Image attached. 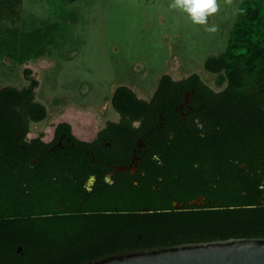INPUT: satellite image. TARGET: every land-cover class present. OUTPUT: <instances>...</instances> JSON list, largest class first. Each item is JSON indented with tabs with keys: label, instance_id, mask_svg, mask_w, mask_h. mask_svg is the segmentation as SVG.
I'll use <instances>...</instances> for the list:
<instances>
[{
	"label": "trees",
	"instance_id": "obj_1",
	"mask_svg": "<svg viewBox=\"0 0 264 264\" xmlns=\"http://www.w3.org/2000/svg\"><path fill=\"white\" fill-rule=\"evenodd\" d=\"M10 3L0 0V16ZM239 8L244 15H237L224 53L203 65L208 74L222 76L220 92L197 74L180 82L163 75L148 101L117 87L111 106L124 120L107 124L94 144L77 141L70 125L58 126V133L85 150L102 140L123 142L127 133L151 141L138 175L116 174L111 186L83 152H46L50 145L39 139L25 141L29 125L47 118L44 105L34 100L38 83L29 69L27 88L0 89V264H86L139 250L264 238V0H243ZM55 33L56 27L6 29L0 57L19 65L40 58ZM183 90L193 93L196 116L208 121L203 139L189 133L170 140L167 127L158 128ZM131 120H141V128L133 130ZM127 153L128 148L121 159L112 155L109 161L117 166ZM214 167L216 189L202 183ZM89 174L97 177L90 191L83 187ZM201 195L204 207H188Z\"/></svg>",
	"mask_w": 264,
	"mask_h": 264
},
{
	"label": "rangeland",
	"instance_id": "obj_2",
	"mask_svg": "<svg viewBox=\"0 0 264 264\" xmlns=\"http://www.w3.org/2000/svg\"><path fill=\"white\" fill-rule=\"evenodd\" d=\"M6 1L11 7L0 16V33L57 28L42 57L23 65L0 57V89L27 88L25 69L38 83L34 100L47 118L29 125L27 139L49 141L55 125L66 122L75 138L90 141L118 120L111 106L117 87L148 101L163 75L179 80L197 74L212 90H222V76L208 74L203 65L224 53L237 19L234 8L243 0H217L220 9L209 17L219 27L215 34L169 9L170 0Z\"/></svg>",
	"mask_w": 264,
	"mask_h": 264
},
{
	"label": "flooded vegetation",
	"instance_id": "obj_3",
	"mask_svg": "<svg viewBox=\"0 0 264 264\" xmlns=\"http://www.w3.org/2000/svg\"><path fill=\"white\" fill-rule=\"evenodd\" d=\"M188 77L189 76L179 79V80H174L172 78L171 79L174 82H180ZM212 91L218 93L221 90L219 91L212 90ZM193 99L194 97H193L192 92L190 93L187 90H183L181 94V98L171 99L170 109L168 110V114H169L168 118L161 117L159 119V123H160L158 125L159 130H163L164 128L167 127L170 140H173L174 137L177 135L182 136V135H187L189 133H192L195 136L203 139L209 133L210 129L206 127L208 125V121L206 122L203 119H200L196 116L198 111H197V108L195 107L196 102H194ZM116 114L118 115V120L116 122H109V123L118 124L124 120V118H122L118 113ZM125 120L127 119L125 118ZM64 123L66 122H59L55 125L49 141L43 140L42 136H38L32 139H27V136H26L25 141L29 143L31 140L39 139L43 144L50 145L49 148H46V152L62 153V152H65L66 149H70L71 151L75 153L83 152L84 155L91 162V165L93 166V168L95 167L98 168L99 173L102 176V179L106 175H110L112 178L114 175L119 174V173L128 174L132 178L138 175L139 170H140L139 168L142 162L141 159L142 157L146 155L147 147L149 144H151V141H149L148 143L146 142L144 143L142 140L143 138L135 137L134 135H132V133H127L125 138H123V142L121 141V142H116L112 144L110 142H105V140H102V142H98L97 144L92 146L89 150H85L81 146H76L74 142H71V139L67 136L66 133H63V132L58 133V130H57L58 126ZM129 125L133 130H139L142 126V121L141 120H131ZM106 126L103 129H105ZM102 130H100L95 135V138L90 141L80 140L78 138H75V136H73L72 134V131H71V134L79 142L94 144L95 142L98 141L97 140L98 134ZM215 130L218 131L219 127H216ZM201 133H203V136L201 135ZM67 145L69 146V148H67ZM127 148H128V153H127L128 158L124 160L125 162L117 166L112 165V162L109 161V157L113 155L119 160L121 159L120 153H122ZM43 152H44V149H42L39 152L38 157H41L43 155ZM30 161L31 163H35L36 159L31 158ZM216 170H217V167L216 168L214 167L212 170L213 174L211 173L205 174L202 178V183H207L209 184L207 186H210L211 188L216 189L219 184V180H220L219 176L216 174ZM90 175H94V174H89V176ZM251 177H250V180H251ZM96 179L97 177L95 176V182H96ZM135 185H137V183H135ZM211 202L212 201L210 200L207 201L208 204H211ZM205 203H206V198L203 195H201V196H198L195 200L189 202V204L187 205L188 207H191V208H198V207L202 208L205 206ZM191 204H195V205L191 206ZM174 207L177 210H181L182 208L178 204H174ZM22 250L23 249L21 246H17L16 248L17 253L22 252Z\"/></svg>",
	"mask_w": 264,
	"mask_h": 264
},
{
	"label": "water",
	"instance_id": "obj_4",
	"mask_svg": "<svg viewBox=\"0 0 264 264\" xmlns=\"http://www.w3.org/2000/svg\"><path fill=\"white\" fill-rule=\"evenodd\" d=\"M193 205L195 204H191ZM86 264H264V238L230 239L139 250Z\"/></svg>",
	"mask_w": 264,
	"mask_h": 264
},
{
	"label": "clouds",
	"instance_id": "obj_5",
	"mask_svg": "<svg viewBox=\"0 0 264 264\" xmlns=\"http://www.w3.org/2000/svg\"><path fill=\"white\" fill-rule=\"evenodd\" d=\"M228 2L231 4L232 0H228ZM168 8L185 15L192 25L202 26L203 30L207 33L215 34L219 31L218 25L209 24V17L216 14L220 9L217 0H170ZM244 11V9L236 6L233 15H244ZM201 135L203 136V133H201ZM152 159L158 166L163 164V161L160 160L159 156L156 154H153ZM103 179L109 186L114 183L110 175H106ZM94 184L95 176L90 175L85 181L83 187L85 190L90 191ZM134 186H136L135 182Z\"/></svg>",
	"mask_w": 264,
	"mask_h": 264
}]
</instances>
